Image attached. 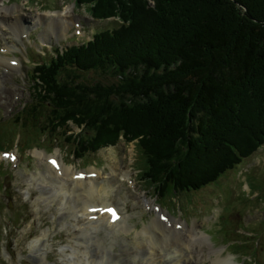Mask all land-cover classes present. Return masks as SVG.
<instances>
[{"label": "trees", "instance_id": "16d2710c", "mask_svg": "<svg viewBox=\"0 0 264 264\" xmlns=\"http://www.w3.org/2000/svg\"><path fill=\"white\" fill-rule=\"evenodd\" d=\"M130 1L128 15L101 13L94 4L92 14L124 23L36 63L32 75L40 67L46 79L36 84L43 98L31 106L41 120L29 125L40 138L57 139L51 114L84 123L82 137L64 136L83 160L119 135L138 139L147 186L175 196L218 179L264 145V0H158V8ZM96 71L116 81L91 79ZM232 134L240 135L226 145Z\"/></svg>", "mask_w": 264, "mask_h": 264}, {"label": "rangeland", "instance_id": "374dc122", "mask_svg": "<svg viewBox=\"0 0 264 264\" xmlns=\"http://www.w3.org/2000/svg\"><path fill=\"white\" fill-rule=\"evenodd\" d=\"M85 1L78 3L77 0H0V5L12 8L9 10L11 12L7 13V23L5 16L0 14V22L5 21L11 25V28L5 29L0 25V29H3L0 30V56L4 54L15 59L13 66L9 62L0 63V264H79L66 260V254L69 253L70 256L72 249L79 246L82 251L87 250L89 261L91 257L96 258L103 251L102 264H116V261H119V264H142L146 249H139L141 255L136 258L130 251H125V247L135 248L137 241L134 235L137 230L154 222L162 226L165 232L169 229L184 233L187 229L183 223L180 226L182 230L170 228L168 221H173L176 225L178 222L169 218L165 222L161 221L160 216L157 217V208L148 205L147 200L161 206L166 211V216L180 218L190 227L195 222L199 224L198 229L208 236H197L192 246L193 251L199 250L195 255L201 259V264H216L212 259L215 257L213 254L206 252V256L200 258L202 250L200 251L199 247L203 246L204 250H209V240L213 243L212 247L221 249V256L234 253L236 262L264 264V145L259 146L257 151L244 158L237 166L221 173L218 179L209 182L210 184L189 190L180 189L181 192L173 196L171 192L162 194L161 190L157 191L158 188L147 186L141 174L147 169L146 155H143L137 145L138 139L129 141L119 135L116 143L100 147L94 154L85 155L83 160L78 150H73L75 152L72 153L71 144L66 146L68 140L64 136L79 133L82 137L84 123H78L73 117H65L63 121L61 115L51 114L58 123L57 139L50 134L40 138L39 128L29 125L33 120H41L31 106L43 98H38L36 84L41 83L40 78L46 79V75L38 72L40 67L32 75L36 63L37 66L46 64L42 61L43 58L54 56L56 47L60 50L67 46L87 45L99 32L116 29L124 23L118 15L101 18L94 13L116 12L128 15L124 10L132 6L135 8V4L130 0H104L102 5L99 4L102 0ZM258 2L254 0V3ZM147 3L149 7L158 8V0H147ZM94 4L98 9L101 8V11L99 9V12L92 14L91 8ZM69 8H72L71 11ZM57 11H62L61 15L64 16L67 25L64 29L61 28V18L56 14ZM182 11L186 13L185 10ZM175 14L180 12L176 11ZM9 45L10 51L5 52V47ZM46 66L49 67L48 64ZM98 72H93L91 79L102 80L104 83L116 81L109 72ZM78 73L85 79H90L88 73ZM67 79V76H64V81ZM53 108L56 109V105H53ZM39 110L43 113L42 119L47 120L48 110L44 112L45 109L41 106ZM21 112L25 114L18 119ZM238 135L240 134L228 135L225 144L231 146V142L236 140ZM44 138L45 141L40 144L39 141ZM75 145H78V142ZM37 151L57 155L65 164L78 171L85 170L87 175L92 169L100 171L99 175L92 176L106 178H103L106 180L105 185L111 186L110 192L107 193L108 198L118 203L122 220L131 225L132 229L123 230V223V228L116 230L109 226L110 224L100 222L98 230L91 231L92 229L85 227L86 232L82 238L81 235H74L73 226L80 223L79 226L84 227L83 223L86 222H83L84 217L73 216L69 207L74 203L79 206L81 201H77L73 196L71 202L62 210L60 206L63 203L59 196L52 202H42L43 197L48 198L47 191L51 187L42 173L55 166L45 157L41 158ZM11 154L15 157H11ZM201 159L198 160L205 165L204 157ZM123 170H129L131 180L121 179L119 174H122ZM67 173L60 178L70 181L69 177L72 175ZM44 232L48 237L43 238L42 247L34 253L40 254L46 249L47 252L39 257L33 254L30 245ZM62 248H65V251ZM216 251L213 249L210 253L220 255ZM124 252L127 253L123 255ZM190 261L195 264L192 259ZM81 264L87 262L82 260Z\"/></svg>", "mask_w": 264, "mask_h": 264}, {"label": "bare ground", "instance_id": "6f19581e", "mask_svg": "<svg viewBox=\"0 0 264 264\" xmlns=\"http://www.w3.org/2000/svg\"><path fill=\"white\" fill-rule=\"evenodd\" d=\"M14 7L17 8L16 6ZM10 9L12 8L8 9V6L0 5V14L2 16H5L4 18H5L6 23L9 20V18H7V13L11 12L9 11ZM69 9L71 11L72 8H69ZM47 14H52V13H47ZM56 14H58L59 18H61L60 19L61 28L62 27L63 29L66 28L67 25L64 22V16L61 15L62 11H57ZM5 21H3L4 23L0 22V25L2 24L4 27L3 29L11 28V25L6 24ZM3 29H0V30L3 31ZM23 32L26 33V31H22V33ZM47 32L51 33L49 31ZM9 49H10V45L5 47L4 51L9 52L10 51ZM14 60H15L14 58H10L9 56H6L4 54L0 56V63L9 62V64H12L11 66H13ZM36 153H38V155L41 158L45 157V159H48V160H55L54 158H56L57 160V164L54 168L49 167L48 170L42 173L44 174L43 177L46 180V183L51 184L50 185L51 187L47 191L48 198L43 197L42 202L44 201L52 202L55 200L56 197L59 196L61 198V203H63L60 206V209L62 210L66 208L68 203L71 202V199L73 196L77 198V201H81V204L79 206L74 203L72 207H69L70 209L69 211H72L73 216H75L76 218L84 217L83 222H86V224L83 223L84 227H80L79 226L80 223L76 224L75 227L73 226L74 230L72 232L74 233V235H81V238H82L84 236V232H86L85 227L92 229L91 231L98 230L100 222H104L108 225L110 224L109 226L116 228V230L119 228H123V223L125 224V229L123 230L130 231L132 229L131 225L126 224L125 220H122L123 216L120 219H117V218L113 219V216L109 213L108 209H110L112 206H115L116 207L115 211L117 215L120 216L121 209L118 206V203L115 202V200L113 201L112 199L108 198L109 194L107 193L110 192L111 186L105 185L106 180L103 179L105 177H102V176L96 177V178L93 177V176L99 175L100 171L98 170L95 171V169H92L89 171V175H87L85 173L86 171L81 172L65 164L63 159L59 158V156L57 155L56 156L47 155L40 151H37ZM59 155L61 156V154ZM64 171L71 173L72 176L69 177L70 181H66L60 178L62 175L68 174L67 172H64ZM82 174L85 175L84 178L81 177ZM129 175H130L129 170H125L124 172H122V174H119L122 180H131ZM72 179H85V181H71ZM104 196H106V198ZM146 202L150 206L155 205L154 202L151 200H147ZM157 213H158L157 217L159 215L160 216L159 218L161 219V221L165 222L166 219L169 218L171 220H175L178 222V224L176 225L175 222L168 221L170 228L182 230L180 226H181V223H183L185 224L187 229L185 230L184 233H181L176 230H169V229H168V232H165L162 226L157 225L156 222H154V224L150 223L149 225L145 224L144 227L141 230H137L136 234L134 235L137 241L135 248L125 247V251H130L133 257L136 258L139 255H141L139 249H142V248L146 249V254L143 256L144 259L142 258L143 259L142 264H191V261H190L191 259L194 261L195 264H201L200 263L201 259L199 260L197 255H195V253H198L199 250L195 249V251H193L192 246L195 243V238L197 236H204V237H208V236L205 234V232L200 231V229H198L199 224L195 222L193 223V226L190 227L187 223H185L184 220L182 221L180 218L166 216L164 215L166 211L164 209H161L160 206L157 207ZM157 217H154V218H157ZM162 217H165L166 219H163ZM117 222H120V223H117ZM160 232L162 233L160 234ZM46 236L48 237V234L44 232L43 234H41L40 237L34 239L31 242L30 246L31 248H33L34 255L35 254L39 255V257L46 255L47 249L41 252L40 254L34 253V251H37L39 247H42L41 242L43 238H45ZM46 240H48V238ZM204 241L206 240L204 239ZM48 242H47V245L49 244ZM207 244L210 246L209 250H206V249L204 250L203 246L199 247L200 251L202 250V252L200 253V258L201 257L204 258L207 252V254H213L215 256L212 259L214 263L216 264H222L227 261L232 262V264H240L239 262H236L234 260L233 254H229L228 256H223V255L221 256V252H222L220 251L221 249L212 247V243L210 240H209V243ZM81 248L82 247L80 246L77 248H73L70 256H69V253L66 254L68 255L66 260L78 262L79 264H81L82 260H85L87 264H102L104 262L103 260L104 257L102 258L103 251L102 252L100 251L101 255H98L96 258L91 257V261H89V255H88L87 250L82 251ZM212 248L216 249L217 250L216 252L220 253V255L215 254V252L210 253L213 250ZM62 249H64L65 251V248H62ZM126 253L124 252L123 255H125ZM108 256H105V257L109 259L110 257ZM97 258H100V259L97 260ZM116 264H119V261H116Z\"/></svg>", "mask_w": 264, "mask_h": 264}, {"label": "snow or ice", "instance_id": "6c2138e0", "mask_svg": "<svg viewBox=\"0 0 264 264\" xmlns=\"http://www.w3.org/2000/svg\"><path fill=\"white\" fill-rule=\"evenodd\" d=\"M54 166H56V161L52 160L50 161ZM109 212H111L113 219H115L117 217V213L114 209H108ZM163 219H166L165 217H162Z\"/></svg>", "mask_w": 264, "mask_h": 264}]
</instances>
